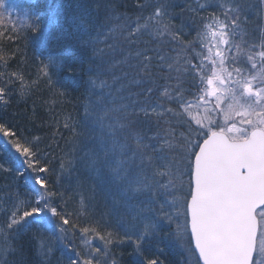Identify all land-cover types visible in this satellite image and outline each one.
<instances>
[{
  "label": "trees",
  "instance_id": "16d2710c",
  "mask_svg": "<svg viewBox=\"0 0 264 264\" xmlns=\"http://www.w3.org/2000/svg\"><path fill=\"white\" fill-rule=\"evenodd\" d=\"M215 15L264 63V0H0V264H201L168 89L198 98L179 46Z\"/></svg>",
  "mask_w": 264,
  "mask_h": 264
},
{
  "label": "water",
  "instance_id": "95a60500",
  "mask_svg": "<svg viewBox=\"0 0 264 264\" xmlns=\"http://www.w3.org/2000/svg\"><path fill=\"white\" fill-rule=\"evenodd\" d=\"M189 228L201 264H254L264 207V130L208 136L194 160Z\"/></svg>",
  "mask_w": 264,
  "mask_h": 264
},
{
  "label": "rangeland",
  "instance_id": "374dc122",
  "mask_svg": "<svg viewBox=\"0 0 264 264\" xmlns=\"http://www.w3.org/2000/svg\"><path fill=\"white\" fill-rule=\"evenodd\" d=\"M204 20L199 31L200 44L204 49L179 46L182 48L181 52H194L199 63H194L191 57L180 58L178 64L176 63L179 66L184 62L182 67H186V75H190L189 72L194 73L192 76H195V80L191 82V86L197 91L198 98L188 103L184 102L182 93L175 91H188L185 84L180 89H168L172 91L170 95L174 102L181 104V115L185 117L183 119L190 118L193 127L198 131L193 141H190L189 145L186 144L183 149L185 158L182 159L188 163L190 152L196 155L203 140L214 132L225 133L232 140L240 141L247 139L250 132L255 129L264 130V63L259 65L247 57L243 59L240 50L235 51L236 28L229 32V19L221 21L219 15H215ZM151 110L158 114L167 111L160 101H156ZM200 136L203 140H197ZM173 168L171 173H174ZM165 176L172 179L168 172ZM37 182L43 184L41 176ZM171 201L173 202L172 198ZM174 203L176 208L182 207L179 198H176ZM182 203L185 205L184 199ZM187 206L186 202L188 213ZM257 215L260 232L254 264H264V208L259 210ZM186 226L189 229L188 222ZM186 255L188 259L189 251ZM189 262L195 261L191 259Z\"/></svg>",
  "mask_w": 264,
  "mask_h": 264
}]
</instances>
